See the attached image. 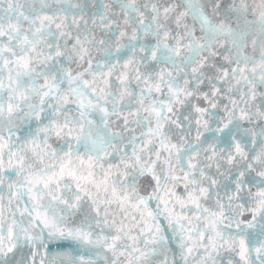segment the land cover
<instances>
[{
	"label": "snow or ice",
	"instance_id": "6c2138e0",
	"mask_svg": "<svg viewBox=\"0 0 264 264\" xmlns=\"http://www.w3.org/2000/svg\"><path fill=\"white\" fill-rule=\"evenodd\" d=\"M0 264H264V0H0Z\"/></svg>",
	"mask_w": 264,
	"mask_h": 264
}]
</instances>
